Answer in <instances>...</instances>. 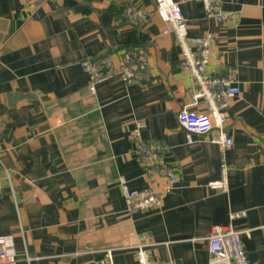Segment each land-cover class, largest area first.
I'll return each mask as SVG.
<instances>
[{
  "label": "crops",
  "instance_id": "obj_1",
  "mask_svg": "<svg viewBox=\"0 0 264 264\" xmlns=\"http://www.w3.org/2000/svg\"><path fill=\"white\" fill-rule=\"evenodd\" d=\"M175 1L190 36L215 37L210 67L231 69L239 87L229 147L214 131L186 143L176 115L190 82L155 0H0V239L15 255L0 264H103L107 249L112 264H137L138 245L164 264H208L211 227L230 224L249 261L264 264V0H221L236 23L207 18L200 0ZM129 5L148 22L124 18ZM133 49L148 53L150 79L113 76L90 94L80 62ZM139 121L143 137L170 146L163 161L179 182L167 191L134 157ZM222 164L226 191L208 186ZM122 179L161 193L160 204L128 211Z\"/></svg>",
  "mask_w": 264,
  "mask_h": 264
},
{
  "label": "built area",
  "instance_id": "obj_2",
  "mask_svg": "<svg viewBox=\"0 0 264 264\" xmlns=\"http://www.w3.org/2000/svg\"><path fill=\"white\" fill-rule=\"evenodd\" d=\"M207 18L222 23H236L234 13L224 11L221 0H200ZM155 13L165 24L163 34H172L180 52V67L188 75L187 102L177 112L179 125L186 132V143L192 142L193 134L214 131L213 143L229 147L232 139L227 135L225 124L229 118L230 102L239 95V87L231 69L223 74H216L210 67L212 46L215 37L211 33L192 37L188 34L187 22L180 5L175 0H155ZM123 17L144 25L149 20V13L142 8L129 5L123 9ZM80 66L88 75L90 94H95L98 83L113 76L123 81L145 82L151 77L149 55L145 50L133 49L125 51L114 61L111 55H100L96 59H83ZM203 103L204 109L197 107ZM143 123L137 122L130 131L128 140L132 144L135 159L143 167L148 176H161L166 179L165 191L179 182L175 168L163 161V155L170 146L154 138L142 136ZM226 167L221 165V178L208 183L212 189L226 191L227 181L224 177ZM7 175V173H6ZM3 174L0 170V186ZM127 210L130 212L146 210L160 204L161 193L151 189L140 193L130 189L124 179L120 180ZM234 213L231 218L240 217ZM242 231L230 225H215L207 235L208 264H257L251 263L241 239ZM137 264H164L151 259L146 245H138L134 250ZM15 255L8 239H0V261L13 262ZM103 264H112L111 250L107 249Z\"/></svg>",
  "mask_w": 264,
  "mask_h": 264
}]
</instances>
